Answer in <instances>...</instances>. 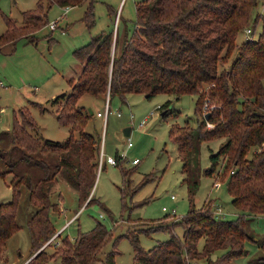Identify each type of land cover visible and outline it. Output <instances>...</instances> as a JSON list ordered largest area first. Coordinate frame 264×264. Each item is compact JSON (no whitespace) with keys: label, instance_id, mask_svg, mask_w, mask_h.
<instances>
[{"label":"trees","instance_id":"16d2710c","mask_svg":"<svg viewBox=\"0 0 264 264\" xmlns=\"http://www.w3.org/2000/svg\"><path fill=\"white\" fill-rule=\"evenodd\" d=\"M47 1L49 7L56 3L61 8H72L83 6L87 0ZM257 3L258 0H143L135 5L136 19L131 29L121 18L117 22L115 18L111 29L91 37L77 49L74 57L79 70L69 78L70 92L52 101L58 108L57 123L69 130V139L64 143L43 140L38 135L40 127L25 109L20 112V122L14 118L12 129L0 133V177L13 174L12 198L0 202V253L19 228L16 213L22 189L35 206L27 220L30 249L39 250L25 264H44L48 260L40 249L55 232L52 216L59 211V205L53 196L58 198L60 193L55 194L53 187L58 177L76 190L81 206L94 190L100 142L86 132L93 115L78 105L83 97L109 94L111 104L114 99L125 103L133 94L148 100L166 94L175 101L189 94L197 97L196 127L173 126L169 139L177 147L184 173L199 158L202 143L224 140L210 155L205 172L219 178L223 175L230 203L239 213L234 218H223L212 211L211 204L192 205L184 217L173 222L172 229L156 225L142 230L170 232L167 240L148 251L139 245L138 234L125 233L134 249V264H192L196 260L202 264H235L236 258L248 252L247 241L262 249L258 261L264 264V237L255 239L247 229V217L264 216V0L262 12L252 19ZM22 18L24 24L20 27L6 20L0 48L22 38L34 44L36 32L48 25L42 4L35 12L22 13ZM83 21L86 28L94 27L93 5L86 8ZM257 22L262 31L254 39L251 35ZM249 26L251 35L236 45L237 36ZM226 64L228 67H224ZM205 99L212 106L207 119L201 109ZM169 104L160 108L162 118L172 112ZM206 122L213 127L206 128ZM4 143L10 147L13 159L6 160L1 148ZM115 159L116 167L127 178L128 173L121 170L122 157L115 154ZM22 163L29 169L18 172ZM127 184L124 179L122 202ZM178 226L181 235L174 231ZM110 236L101 222L90 231L77 230L73 242L64 238L65 246L58 251L56 264H116L119 252L115 249L107 252L103 260L98 256Z\"/></svg>","mask_w":264,"mask_h":264},{"label":"rangeland","instance_id":"374dc122","mask_svg":"<svg viewBox=\"0 0 264 264\" xmlns=\"http://www.w3.org/2000/svg\"><path fill=\"white\" fill-rule=\"evenodd\" d=\"M141 1L143 0H87L83 6H68L70 9L66 17L58 22L55 30L50 31L48 25L58 20L64 14L65 8L56 3L49 7L47 0H0V37L5 32L7 19L20 27L24 24L22 13L35 12L39 4H42L48 22L45 28L36 32L37 42L32 39L36 43H28L27 39L22 38L13 43H5L0 48V81L4 85L0 89V133L12 129L14 118L20 122V112L25 109L40 127L38 135L43 140L54 143L67 141L70 137L69 130L57 123L58 108L53 106L52 101L57 96L70 92L69 78L75 77L79 70L74 52L88 43L91 37L111 29L115 18L116 22L121 18L131 29L136 19L135 5ZM90 4L93 5L96 22L94 27L88 29L83 17ZM261 12L262 0H258L252 19ZM109 13L112 14L111 17ZM249 28L251 26L247 29ZM261 31V23L257 22L251 37L256 39ZM246 37L244 30L237 36L236 45L239 46ZM236 53L237 49L230 62ZM224 67H228V64ZM196 101L197 97L189 94L180 97L178 101L166 94L149 100L142 95L133 94L125 103L114 99L111 101V113L105 125L103 118L96 117L98 112L104 111L105 96L95 98L86 95L79 101V106L93 113V116L90 114L92 117L87 123L86 132L100 142L99 151L104 146L105 156H123L121 170L127 172L128 176L124 177L119 167L109 165H104L98 171L97 164V179L91 193L93 196L89 195L93 201L88 206L86 202L89 198L81 206L76 190L58 177L53 190L57 195L60 193V199L54 195L53 200L58 203L59 211L52 216L55 232L40 249L45 252V258H48L44 264L59 262L58 251L65 246L64 238L73 242L77 230L90 231L97 222H101L111 234L99 253V258L103 260L107 252L115 249L119 252L116 264H134V249L125 233L138 234L139 245L148 251L155 244L167 240L170 232L154 229L145 233L142 230H150L156 225L172 229L173 222L184 217L192 205L203 207L211 204L212 211H216L218 206L223 218H234L238 215L239 211L230 203L231 196L223 175L219 178L215 173L209 175L205 172L210 165V155L218 151L224 140L202 143L199 158H195L184 173L177 147L169 139V131L173 126L196 127ZM166 102H170L168 107L172 112L162 118V111L158 107L164 106ZM119 112L121 116L117 117ZM144 119L145 125L140 126ZM126 129L130 130L128 137L124 136ZM74 137H77L76 133ZM128 142L132 144L131 148L127 147ZM1 148L6 160L13 159L6 143ZM135 159L138 162L133 165ZM27 169L28 165L22 163L17 171L25 172ZM12 179L11 173L6 174L5 178L0 177V202H7L12 198ZM124 179H127L128 189L123 203L121 190ZM216 181L220 184L218 187H214ZM22 191L16 213L19 228L8 240L4 252L0 253V264H21L27 258L28 262L39 251H31L27 230V220L35 211V206L29 201L27 192L23 189ZM163 207L168 211H163ZM171 209H175L174 215L171 214ZM72 217V221L68 222ZM247 218L248 232L255 235V239L263 238L264 216ZM174 231L182 234L179 226ZM245 247L248 252L236 258L234 263L260 264L258 257L262 256L263 251L258 244L247 241ZM94 264H100V261ZM192 264L202 262L196 260Z\"/></svg>","mask_w":264,"mask_h":264},{"label":"built area","instance_id":"2783aa9c","mask_svg":"<svg viewBox=\"0 0 264 264\" xmlns=\"http://www.w3.org/2000/svg\"><path fill=\"white\" fill-rule=\"evenodd\" d=\"M69 7H65V11H64V14L56 21L52 22L51 24L48 25L49 27V30L52 31V30H55L57 28V24L59 21L63 20L64 17H66L65 15L67 14V12L69 11ZM252 33V29H246L245 30V35L247 37H249ZM4 85L2 83V81H0V89L3 88ZM202 113L203 115H205L207 112H210L212 110V106L209 104V102L205 99L204 100V103L202 105ZM111 113V109H110V104H109V94H107L106 96V100H105V105H104V111L102 113H97V117L98 118H103L104 119V123L106 122L108 116L110 115ZM121 113L119 112L117 114V117L120 116ZM145 120H142L140 122L141 126H144L145 124ZM206 127L207 128H212L213 125L209 124L208 122H206ZM127 147L128 148H131L132 147V144L130 142H128L127 144ZM98 171L101 170L102 167H104V165H110L112 167H116L117 166V161L115 158L111 157V156H105L104 154V146L102 145L101 148H100V151L98 153ZM122 159H123V156H121ZM137 160L135 159V161L132 162L133 165L137 164ZM218 182L214 183V187H218ZM163 211H168L166 207H163L162 208ZM216 214L218 215H221V211H220V208H217V211H215ZM171 214L174 215L175 214V209H171Z\"/></svg>","mask_w":264,"mask_h":264},{"label":"water","instance_id":"95a60500","mask_svg":"<svg viewBox=\"0 0 264 264\" xmlns=\"http://www.w3.org/2000/svg\"><path fill=\"white\" fill-rule=\"evenodd\" d=\"M145 98L147 99V97H145ZM90 114L93 115L92 111H90ZM209 115H210V112H207L205 114V119H207ZM129 131H130L129 129L124 130V136L125 137H128L129 136Z\"/></svg>","mask_w":264,"mask_h":264},{"label":"crops","instance_id":"0c3cea01","mask_svg":"<svg viewBox=\"0 0 264 264\" xmlns=\"http://www.w3.org/2000/svg\"><path fill=\"white\" fill-rule=\"evenodd\" d=\"M105 100H106V97H105ZM160 108H161V107H158L159 110H160ZM98 113H100V112H98ZM120 116H121V115H120ZM120 116H118V117H120ZM96 117H97V114H96ZM97 118H98V117H97ZM130 118H132V116H131ZM100 119H102V118H100ZM144 120H145V119H144ZM105 123H106V122H105ZM105 123H104V125H105ZM140 126H141V124H140ZM109 166H110V165H109ZM111 167H112V166H111ZM219 185H220V184H219ZM219 185H218V186H219ZM60 206H61V205H60ZM62 210H63V209H62ZM73 218H74V217L70 218L68 222L72 221ZM68 222H67V223H68ZM28 257H29V256H28ZM27 259H28V258H27ZM27 259H26L25 261H23L21 264H25V263L27 262Z\"/></svg>","mask_w":264,"mask_h":264}]
</instances>
